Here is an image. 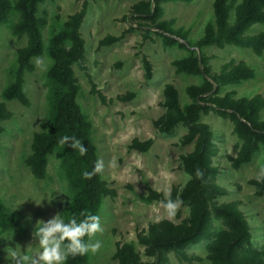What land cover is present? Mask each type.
<instances>
[{"label": "rangeland", "instance_id": "rangeland-1", "mask_svg": "<svg viewBox=\"0 0 264 264\" xmlns=\"http://www.w3.org/2000/svg\"><path fill=\"white\" fill-rule=\"evenodd\" d=\"M139 0H46L40 5V15L47 18L43 30V41L47 48L52 32L60 22L87 3V12L81 26L86 42L85 57L74 69L80 83L78 100L93 125V138L98 146L99 158L105 168L103 176L108 185L116 190L114 197H106L100 209L104 232L101 250L89 254L88 264H116L113 258L119 244L135 241L137 235L150 222L170 219L176 223L188 216L189 209L180 199L174 215L169 216L162 201L145 202L142 195L153 189L168 197L173 187H183L189 176L184 169L182 156L193 149V143L183 144L182 136L187 127L178 125L173 132L159 131L154 120L160 117L163 105V89L167 82H173L179 90L182 103L188 101L186 87L200 82L199 77L178 74L172 61L186 54L176 47L166 48L162 38L149 21L132 18L133 5ZM213 0H177L163 2L165 19H175V26L188 33V40L197 41L207 23L214 20ZM18 15L12 14L6 23L0 24V100L3 88L10 80L9 68L15 62L17 50L25 45L26 38L12 33V25ZM230 22H234L231 15ZM264 30V23L252 25L247 34ZM107 35L121 36L118 41L99 45ZM206 54L211 56L213 71L231 59L243 60L256 70V77L238 85L224 87L221 94L235 90L238 95L264 94V53L258 56L251 48L227 45L223 48L210 46ZM152 65V77L147 78L144 60ZM35 70L26 74V91L30 105L18 101L7 102L13 117L4 122L0 139V197L5 204L18 213L21 227L13 232L12 241L0 239V264H10L6 259V247L19 244L23 249L35 245L33 238L37 220L47 221L56 213H63L70 190L63 176L60 157H49L47 176L35 178L25 163L31 152L33 134L40 129L41 122L48 115V86L46 71L51 62L47 50L35 58ZM98 91L101 92L103 98ZM133 94V96H129ZM119 95H126L125 100ZM261 115L264 117V110ZM201 121L208 123L213 131V140L218 147L214 165L218 169L216 181L227 190L219 196V202L235 201L248 219L255 248L264 244V196H257L250 180L260 177L264 168L263 151L255 154L251 162L239 169L233 168L231 156L237 153L239 139L233 132V123L211 111L203 114ZM153 139L146 152L132 149L133 139ZM54 199L44 200L40 206L31 196L51 190ZM69 196V197H68ZM28 199V200H27ZM26 200V201H25ZM0 233H3L0 231ZM206 241L189 245L190 254L201 256L202 260L187 261L170 252L171 264H210L206 258ZM140 251L143 247L137 243Z\"/></svg>", "mask_w": 264, "mask_h": 264}, {"label": "trees", "instance_id": "trees-1", "mask_svg": "<svg viewBox=\"0 0 264 264\" xmlns=\"http://www.w3.org/2000/svg\"><path fill=\"white\" fill-rule=\"evenodd\" d=\"M46 0H0V24L6 23L12 14L18 17L12 25V33L25 37L26 43L17 50L16 60L9 68L10 80L1 92L0 139L4 122L13 117L7 102L18 101L30 105L26 91V74L35 70L34 59L45 50L51 60L46 71L48 86V115L33 134L31 152L25 158L26 165L37 179L47 176L49 157H60L61 169L66 179L70 197L64 212L79 215L81 211L98 214L106 197H114L116 190L110 187L103 174L90 179L82 177L84 170L91 171L99 158L98 146L93 138V125L84 113L78 100L80 83L74 65L85 57L86 42L81 32L87 3L69 15L55 29L47 48L43 41V30L47 18L40 15V5ZM177 0H139L132 7V18L149 21L162 38L163 45L178 47L186 54L172 61L175 71L186 76L199 77L198 83L189 84L185 93L188 101L182 103L178 88L167 82L163 89L164 113L154 120L155 127L171 133L180 125L188 129L182 136L183 144L193 143V149L182 156L183 166L189 178L183 187H173L168 198L180 199L189 209L188 216L176 223L164 218L149 223L137 235L135 241H126L117 246L113 258L116 264H171L169 254L174 251L187 261L202 260L197 254L187 251L189 245L206 241V258L210 264H264V244L255 248L249 221L235 201L219 202L217 198L227 190L216 181L218 169L214 157L218 147L213 140V131L208 123L201 121L203 114L211 111L229 119L233 132L239 139L237 153L231 156L233 168L252 161L255 154L263 151L264 161V94L238 95L235 90L221 94L224 87L238 85L256 77V70L247 62L231 59L219 71H213L211 56L206 48L227 45L251 48L261 56L264 53V30L247 34L254 24L264 23V0H213L214 20L207 23L202 36L195 42L188 40V33L175 26V19L163 18V2ZM233 15L234 22H230ZM121 36L107 35L99 45L118 41ZM147 78L152 77V65L144 60ZM100 96L103 98L100 91ZM129 96H133L130 94ZM125 100L126 95H119ZM76 137L86 148L81 156L76 149L58 143L63 136ZM153 139H133L130 147L146 152ZM199 170L200 176H196ZM257 196H264V175L250 181ZM142 200L163 201L165 196L153 189ZM21 220L17 212L10 209L0 197V231L18 229ZM89 254L69 257L66 264H88Z\"/></svg>", "mask_w": 264, "mask_h": 264}, {"label": "clouds", "instance_id": "clouds-1", "mask_svg": "<svg viewBox=\"0 0 264 264\" xmlns=\"http://www.w3.org/2000/svg\"><path fill=\"white\" fill-rule=\"evenodd\" d=\"M58 143L78 150L81 156L86 154V148L74 136L60 137ZM104 168L103 159L97 158L91 171L84 170L81 175L85 179H90L93 175H101ZM261 174L264 175V168L261 169ZM196 176H200L199 170L196 171ZM53 193L65 192L53 189L34 194L29 199L40 206L44 200L51 202L54 199ZM161 203L169 216L175 214L177 202L168 198L167 192L165 200ZM103 232L104 228L98 214L85 211H81L78 216L68 215L66 211L56 213L47 221L37 220L32 232L33 238L37 241L35 245L29 244L23 249L19 244L15 247H6V259L10 264H66L69 257L97 254L103 245L99 238ZM0 239L12 241L13 232L0 233Z\"/></svg>", "mask_w": 264, "mask_h": 264}]
</instances>
